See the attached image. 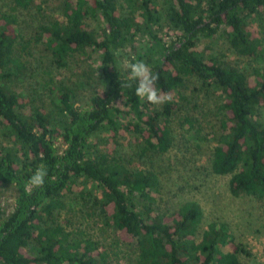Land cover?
<instances>
[{
    "label": "trees",
    "instance_id": "16d2710c",
    "mask_svg": "<svg viewBox=\"0 0 264 264\" xmlns=\"http://www.w3.org/2000/svg\"><path fill=\"white\" fill-rule=\"evenodd\" d=\"M60 9L62 20L35 0L0 10V190L15 193L10 212L0 205V264H239L243 244L223 223L200 231L198 203L155 207L159 176L147 163L172 147L185 94L219 91L210 168L230 175L233 195L264 202V65L248 71L199 45L217 35L233 54L264 60V0H62ZM23 10L40 16L27 39ZM32 44L48 64L24 56ZM122 55L158 73L155 87L172 100L153 105L135 84L121 88ZM39 165L45 183L29 194Z\"/></svg>",
    "mask_w": 264,
    "mask_h": 264
},
{
    "label": "rangeland",
    "instance_id": "374dc122",
    "mask_svg": "<svg viewBox=\"0 0 264 264\" xmlns=\"http://www.w3.org/2000/svg\"><path fill=\"white\" fill-rule=\"evenodd\" d=\"M35 2L41 4L46 12H51L57 18L63 19L60 9L62 0H35ZM11 3L12 0H0V10H7ZM19 20V33L27 39L34 33L40 22V16L35 10H23ZM253 28L258 30L259 27L253 23ZM261 29L263 31H259V36L262 38L264 50V27ZM199 45L202 49L207 48L208 53L215 54L228 63L236 64L248 71L264 65V60L233 54L217 35L201 41ZM27 54L24 56L29 58L34 66L48 64L46 52L43 51L41 44L30 45L27 48ZM74 66L76 67L75 64ZM53 78L59 79L58 75H53ZM26 80L33 81V78ZM27 86L29 85L22 84V89L26 93ZM41 95L49 101L47 92ZM87 95V89H78L79 97L85 98ZM185 95L186 100L181 102L180 108L171 118L172 147L147 163V166L157 171L159 176L160 186L156 194L155 207L169 213L185 202L198 203L203 214L200 231L211 222L225 224L235 242L243 244L248 252V254H239V264H264V202L252 195L243 193L233 195L228 185L230 175L215 174L210 168L212 149L216 144L213 133L218 125L217 107L221 105L222 94L219 91L209 93L196 91L187 92ZM117 105L123 107L121 102ZM121 141L127 144L125 146L127 150L136 144L134 137L129 134H126ZM57 147L59 152L63 150L60 143H57ZM141 162L143 163L140 160L139 163ZM78 187L79 189L90 188L91 183L82 182L78 184ZM14 197L12 188L0 190V205L5 210V214L12 210ZM76 218H73L74 221ZM223 250L227 251L228 248L223 247Z\"/></svg>",
    "mask_w": 264,
    "mask_h": 264
},
{
    "label": "clouds",
    "instance_id": "9594fccd",
    "mask_svg": "<svg viewBox=\"0 0 264 264\" xmlns=\"http://www.w3.org/2000/svg\"><path fill=\"white\" fill-rule=\"evenodd\" d=\"M115 55L120 56V53L116 52ZM121 64L127 72L126 78L122 79L121 88H132L135 84V95L153 105H162L172 100L171 95L162 94L155 87L159 74L152 72L144 61L132 56L130 59L123 58ZM46 176L47 168L39 165L26 181V191L31 194V190L42 187Z\"/></svg>",
    "mask_w": 264,
    "mask_h": 264
}]
</instances>
